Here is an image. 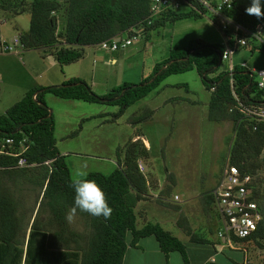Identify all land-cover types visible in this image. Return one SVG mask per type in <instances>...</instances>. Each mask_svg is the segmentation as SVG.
<instances>
[{
  "label": "trees",
  "instance_id": "trees-1",
  "mask_svg": "<svg viewBox=\"0 0 264 264\" xmlns=\"http://www.w3.org/2000/svg\"><path fill=\"white\" fill-rule=\"evenodd\" d=\"M178 3L186 6V10L168 9L150 17L149 0H64L60 28H57V14L62 8L57 0H0V8L27 12L28 28L18 34L22 48L36 50L41 56L50 55L59 65H63L81 58L84 46L96 45L123 32L131 36L140 31L147 36L151 29L162 27L166 22L184 17H201L202 9L196 0H178ZM250 3L251 0H232L229 14L246 28L260 25L264 37V19L258 20L255 16L245 14V8ZM221 50L220 42L207 43L193 38L184 45L170 47L167 56L154 63L150 73L136 83L122 82L104 94H96L84 80L69 78L57 85L32 87L10 104L0 114V133L11 134L15 140L26 138V165L14 167L13 158L0 156V174H15L19 169L26 171L30 166H39L42 178L37 210L24 243L20 241L24 228L16 212L14 199L0 185V264H20L21 261L23 264H121L126 246L134 247L140 237L149 235L155 238L164 256L170 251H177L182 264H190L184 244L159 223L146 221L139 228L135 226L133 207L137 200L147 195L146 177L136 165L135 147L140 141L138 138L128 141L123 161L117 159L116 167L111 172L87 173V178L94 179L104 190L113 211L111 217L105 219L77 210L76 213L86 219L89 228L86 240L80 245L79 234L69 230L66 223V212L73 206L74 189L63 155L59 154L55 146L54 121L43 95L50 93L62 99L114 104L119 107L114 113V116H118L166 76L192 69L209 91L207 118L215 122L228 120L233 124V136L226 157L228 163L236 166L241 173L254 177L252 193L261 218L255 231L238 241L253 242L264 251V188L261 184L264 177L258 173V169L264 167V121L245 116L236 108L237 101L245 105L264 104V87L257 88L250 70L239 64L233 65L231 70L216 73L223 60L220 57ZM250 50L264 51L262 45L252 46ZM210 74L212 76L209 77ZM203 198L205 210L212 204V197L208 192ZM42 206L47 208L44 221L38 219ZM176 224L190 241L208 243L203 237L191 232L183 216H178ZM48 231H51L50 241L46 237ZM126 233L130 235L127 243ZM38 235L39 239L36 240ZM56 244H60L61 248L52 249ZM202 264L217 263L206 261ZM256 264H264V261Z\"/></svg>",
  "mask_w": 264,
  "mask_h": 264
},
{
  "label": "rangeland",
  "instance_id": "rangeland-1",
  "mask_svg": "<svg viewBox=\"0 0 264 264\" xmlns=\"http://www.w3.org/2000/svg\"><path fill=\"white\" fill-rule=\"evenodd\" d=\"M235 1L244 2V0ZM261 3L264 5V0H261ZM183 7L181 6L180 9L184 10L185 7ZM27 15L25 13V16ZM192 19L198 23V27L186 19V40L193 36L197 37L199 34L195 33L197 29H202L203 25L209 24L218 35L219 40L222 41L221 33L206 16ZM61 25L62 21L57 20V28H60ZM176 29L171 23L166 22L162 27L151 29L147 36L138 31L129 45L115 51L100 49L97 44L84 46L80 60L72 62L66 67L77 71L78 75L76 76L84 80L96 94H104L122 82L136 83L150 73L154 63L167 56L168 46L172 45V37ZM119 36L122 39L128 37L124 32ZM30 58H34L35 62ZM230 58L234 62H246L247 69H253L251 75L253 80H256L257 76L254 70L259 68L258 63L264 62V51H251L248 45L236 49ZM112 60L114 61L111 62ZM230 60H221L216 73L227 70ZM38 63L41 64V60L33 49L22 48L19 55L0 57V95L2 96L7 91L20 93L30 84L31 75L39 82L38 84H47L46 82L49 81L47 76H37L42 69L37 68ZM166 83H186L188 91H190L186 93V98H190V104L174 105L169 103L170 106H162L164 98L185 96L183 88L171 86L158 93L155 90L149 92L129 105L123 115L118 116H114L119 108L117 105L72 99L68 101L73 102H62L67 99L60 100L50 93L45 95H49L54 100L47 99L45 104L50 111L52 109L48 104H51L54 110L56 124L53 135L58 138L59 134L64 133L65 140L60 149L66 150L63 158L72 179L77 170H83L86 173L108 174L116 167L117 159L123 161L127 140L132 135H141L140 137L146 141V146L139 137L140 141L136 143L135 151L137 158L144 166L146 165V169L142 173L148 179L152 191L147 197L148 200L153 202L156 207L158 205L156 202L160 201V198L169 199V201L165 200L168 212L159 210V213H166V217H170L169 209H175L179 200V196L178 200L172 199L174 189L180 192L183 190L180 186L184 185L187 200L186 211L191 213L192 223L197 224L199 222L197 218L199 198L210 189L208 187L214 183L220 168L226 161L225 152L233 136V124L228 120L215 122L207 118L209 91L203 87L194 69L169 75L166 78ZM15 96L14 94L12 97L0 101V114L3 113L6 106L16 101L13 99ZM181 105H186V109ZM172 111L180 114L186 113V117L175 115L176 117L168 118L167 114ZM99 112H105V115L108 112L107 117L101 116L106 120L104 124L97 127V123L103 119L91 116L86 118L79 128L77 114L83 113L85 117ZM73 149L80 154H73ZM30 167L26 171L16 169L18 171L15 174L11 172L4 176L0 174V185L4 186L12 195L16 212L22 221L24 234L20 241L23 243L30 230L29 225L37 210V201L41 192L42 169L39 166ZM260 168L262 169H258V173L264 177V167ZM172 175L176 178V187L173 186ZM158 181L160 182L159 186L157 185ZM261 184L264 188V181ZM180 200H182L181 196ZM40 209L38 219L44 221L47 216V208L42 206ZM69 209L65 217H67ZM214 214L215 209L211 204L206 210L208 222L215 221ZM154 218L148 216L149 221ZM66 223L69 230L79 234L78 242L83 245L89 231L86 219L76 213L74 221L70 223L66 218ZM169 225L170 222L165 224L166 227L171 228L173 234L183 238V234L175 226ZM46 237L50 241L51 231L46 232ZM38 239L39 235L36 237V240ZM69 245L73 247L72 243ZM60 248V244L52 247L55 250ZM240 249L246 250V264L264 261L263 249L253 242H244ZM216 259L219 264H239L242 261V253L238 250L224 249L222 253L216 255ZM20 264L23 262L21 261Z\"/></svg>",
  "mask_w": 264,
  "mask_h": 264
},
{
  "label": "crops",
  "instance_id": "crops-1",
  "mask_svg": "<svg viewBox=\"0 0 264 264\" xmlns=\"http://www.w3.org/2000/svg\"><path fill=\"white\" fill-rule=\"evenodd\" d=\"M59 2V4L61 5L60 12L57 14L59 15L57 17L58 21H63V3L64 0H57ZM185 9L181 11H185L186 10V6H184ZM183 7V8H184ZM181 8V6H180ZM179 9V8H178ZM25 13L28 14L27 12H13L9 9H2L0 8V38L3 39H10L12 38L14 35H18L19 33H23L27 30L28 28V20H29V15L25 16ZM186 19H188L189 21L193 22V24H196L198 27V23H196L195 21H192L194 19L192 18H179V19H175L172 21H169L168 23H171L172 26L174 28H177L176 31L173 34V40H172V45L168 46V49L172 46H180V45H184L188 40L192 39V38H199L201 40H203L204 42L207 43H217V42H211V41H218V42H222L219 40L218 35L215 33V31L213 30V28L209 25H203L202 29H197V31L195 33H199L197 34V37L193 36L188 38V40H186ZM196 19V18H195ZM21 47L18 48V52L17 53H5V54H0V57L2 58H7L10 57L12 55H19L21 53ZM36 51V50H35ZM40 60H41V64L38 63L37 68L40 69V74L39 75H44L48 77V80L46 83L47 84H38L39 82H37L36 79H34V76L31 75V79H30V84H28V86L26 88H24L20 93H14L13 91H7L5 93H3V95H0V101L5 100L8 97H12L14 94L16 95L13 99L14 100H18L23 93L32 88V87H37L38 85H42V86H47V85H52V84H61L62 82H64L65 80L69 79V78H78L77 71H73L70 68L66 67L68 66V64L72 63H67V64H63V65H59L52 56L50 55H46V56H41L40 53L38 51H36ZM234 53V52H233ZM232 56V55H231ZM32 61L35 62L34 58H30ZM230 65H236L239 64L240 62H244V61H240V62H234V60H232V58H230ZM80 60V58L76 61L73 62H78ZM114 60H112L111 62H113ZM246 65V62H244ZM260 66L258 69H264V62L258 63ZM229 66V65H228ZM172 75V74H170ZM169 76V75H168ZM168 76H166L165 78H163L159 84L152 89L151 91L155 90L156 93L162 91L164 88L171 86L174 88H183L184 92H185V96H179V97H168V98H164V101L161 103L162 106L168 105L170 106L171 104L169 103H173L174 105H179L180 103H184V104H190V98H186V93L190 92L188 91V86L186 83H174V84H168L166 83V78H168ZM198 76V74H197ZM199 77V76H198ZM200 79V78H199ZM35 80V81H34ZM183 84H185V86H183ZM204 87V86H203ZM158 88V90H157ZM150 91V92H151ZM149 93V92H148ZM147 93V94H148ZM0 94H1V88H0ZM45 94H49V93H44L43 95V99L44 102L47 101V99H52L51 97H49V95H45ZM146 94V95H147ZM145 95V96H146ZM47 96V97H46ZM54 96V95H52ZM56 97V96H54ZM58 98V97H56ZM62 98H60L61 100ZM209 99V97H208ZM13 100V101H14ZM65 100V99H62ZM69 99H67V101H62V102H73V101H68ZM72 100H76V99H72ZM56 101V100H55ZM54 102V101H52ZM208 102V101H207ZM13 103V102H11ZM47 103V102H46ZM196 104V103H195ZM51 107V111L50 113L52 114L53 117V121H54V129H53V134L55 133V124H56V119L54 117V110L51 106V104H48ZM183 106L182 108L186 109V105H181ZM8 106H6L7 108ZM4 108V110L6 109ZM127 108V107H126ZM126 108L123 110V112L120 115H123V113L125 112ZM4 112V111H3ZM78 115V125L79 128L81 127V123L85 121L86 118H89L91 116L96 117V118H100L103 119L101 116H106L108 115V112L105 115V112L101 113H97V114H91L89 116H85L84 114H77ZM76 115V117H77ZM168 118H173L176 117L175 115H177L178 117L183 116L184 118L186 117V113H176L174 111L169 112L168 114ZM189 116V115H188ZM190 117V116H189ZM106 121L105 119H103L102 121H99L97 123V127L101 124H104ZM78 128V129H79ZM63 134H59L58 138L55 137V146L59 152V154L64 155L66 153V150H61L60 146L62 145V142L65 140V138L63 137ZM141 135H132L127 141H132L138 139L144 142L145 146H146V141L143 139V137H140ZM140 137V138H139ZM147 148V147H146ZM73 154H80L78 151L73 149ZM227 151L228 148L226 149V155H227ZM98 157L99 154H96ZM136 162L140 163L142 165V172H144V170L146 169V165L144 166L141 162V160H139V158H137ZM220 171L221 168L219 170V174L217 175L214 183L209 186L208 188H213L214 185L216 184L219 175H220ZM172 178L174 181L173 182V186L176 187L177 186V181L174 175H172ZM160 181V180H159ZM158 181L157 185H160V182ZM146 184H147V195L145 196L144 199H140L137 200L135 202V205L133 207V211L135 214V226L136 228H139L142 224H144L146 221L148 220V216L150 217H155L153 220H151L150 222H157L159 223L164 229L168 230L171 234H173L171 232V228L166 227L165 224H167V222H170V225L173 227L175 226V228L177 230H179L182 234H183V238L178 237L176 234H173L174 236H176L183 244L185 247V252L188 258V261L190 264H202L206 261H213L217 264L218 261L216 259V255L219 253H222V251L224 249H228V250H238L241 251L242 253V261L241 264H246V250H241L240 246L241 244H243L242 242L237 241L234 245L235 247L238 248H227L225 246H223L221 244V242L218 240V238L216 237V229L218 228V219L216 217V215L214 214V218L215 221H211L208 222L207 220V216H206V210L207 208L204 210L203 206H205V199L204 194L201 195V198H199V204H198V220L199 222L197 224L192 223V220L190 218L191 213L186 211V188L185 186H180V188H182L183 190L179 192V190H175L174 189V195L172 196V199L178 200V196H179V200L177 201L178 205L175 207V209H169V211H171V215L170 217H166V213H159V210H165L166 212L167 209L165 207V204H163L165 202V200H168L167 198H160V201L156 202V207L154 206L153 202H151L150 200H148L147 197H149V194L152 193V191L150 190V185H149V181L148 179H146ZM210 189L208 191L205 192L208 193L210 191ZM180 196L182 197V200H180ZM184 196V198H183ZM147 198V199H146ZM164 201V202H163ZM211 206V204H210ZM183 216L188 223V226L191 229V232L196 233L197 235L203 237L204 239H206L208 241V243H198V242H192L189 240L188 235H186L183 230L177 226L176 224V220L178 218V216ZM139 219V220H138ZM138 221H140V224H138ZM169 225V226H170ZM130 239V235L129 233H126L125 235V242L127 243ZM243 247V246H242ZM121 264H182V260L180 257V254L177 251H170L168 252V254L166 256L163 255V253L159 250L158 248V244L155 240V238L152 235L149 236H144V237H140L137 240L136 246L132 247V246H126V249L122 255V259H121Z\"/></svg>",
  "mask_w": 264,
  "mask_h": 264
},
{
  "label": "built area",
  "instance_id": "built-area-1",
  "mask_svg": "<svg viewBox=\"0 0 264 264\" xmlns=\"http://www.w3.org/2000/svg\"><path fill=\"white\" fill-rule=\"evenodd\" d=\"M196 2L202 9L200 15L206 16L222 35L221 59H230L236 49L248 45L250 48L262 45L264 49L262 27L256 25L250 29L236 22L229 14L232 10V0H196ZM180 5L178 0H149V15L155 17L168 9H178ZM135 36L131 35L124 39L114 36L100 41L97 46L103 50L115 51L129 45ZM20 47L22 48L18 35H14L10 39L0 38V54L17 53ZM239 65L246 67L244 62H240ZM231 68L232 66L229 64L228 69L231 70ZM251 71L253 69H250ZM254 72L257 76V79L254 80L257 88H263L264 69H255ZM232 95L237 100L233 93ZM236 108L245 116L257 121H264V104L245 105L237 101ZM27 147L25 137L15 140L11 134L0 133V156L13 158L14 167L26 165L24 152ZM136 165L138 171L142 173L141 164L137 162ZM253 182L252 175L241 173L226 159L216 184L209 191L219 223L215 234L221 244L227 248H238L234 244L238 240L250 236L260 221V210L252 193Z\"/></svg>",
  "mask_w": 264,
  "mask_h": 264
},
{
  "label": "clouds",
  "instance_id": "clouds-1",
  "mask_svg": "<svg viewBox=\"0 0 264 264\" xmlns=\"http://www.w3.org/2000/svg\"><path fill=\"white\" fill-rule=\"evenodd\" d=\"M245 14L255 16L258 20L264 19V5L261 0H251L249 6L245 8ZM87 175L85 171L77 170L72 179L74 200L66 217L70 223L74 221L77 210L94 217L103 216L105 219L111 217L113 209L109 206L104 190L94 179L87 178Z\"/></svg>",
  "mask_w": 264,
  "mask_h": 264
}]
</instances>
